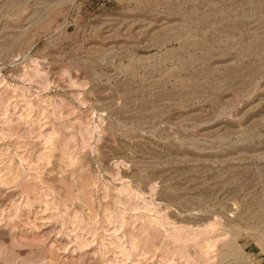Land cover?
Instances as JSON below:
<instances>
[{
  "label": "rangeland",
  "instance_id": "1",
  "mask_svg": "<svg viewBox=\"0 0 264 264\" xmlns=\"http://www.w3.org/2000/svg\"><path fill=\"white\" fill-rule=\"evenodd\" d=\"M0 264H264V0H0Z\"/></svg>",
  "mask_w": 264,
  "mask_h": 264
}]
</instances>
